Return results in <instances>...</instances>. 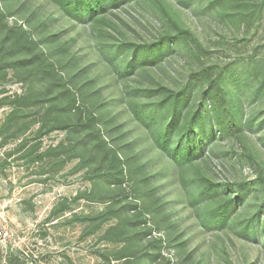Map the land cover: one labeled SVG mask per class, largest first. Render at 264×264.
<instances>
[{
  "label": "rangeland",
  "instance_id": "rangeland-1",
  "mask_svg": "<svg viewBox=\"0 0 264 264\" xmlns=\"http://www.w3.org/2000/svg\"><path fill=\"white\" fill-rule=\"evenodd\" d=\"M219 72L237 130L215 123L204 95ZM169 94L191 111V161L154 140L164 115L134 111L164 113ZM90 110L106 144L77 125ZM260 175L264 0H104L95 18L0 0V264H264ZM203 176L235 185L224 227L207 220L219 197L201 196Z\"/></svg>",
  "mask_w": 264,
  "mask_h": 264
},
{
  "label": "trees",
  "instance_id": "trees-1",
  "mask_svg": "<svg viewBox=\"0 0 264 264\" xmlns=\"http://www.w3.org/2000/svg\"><path fill=\"white\" fill-rule=\"evenodd\" d=\"M56 5L58 6L59 10L65 12L69 18H82L84 15V12L90 13V16L92 15V18H95L97 11L101 10L104 0H54ZM171 2H175L176 0H170ZM180 2V0H177ZM164 12H166L169 22L173 24L175 28H177V32L179 34H188V35H194L190 30L183 29L178 21H176L169 12L164 8ZM20 29L23 32L26 30L21 26ZM169 38H174L171 36H168ZM133 47H136V53L134 55V58L138 62H143L147 57L148 54L145 53L139 45H134ZM52 68L54 69V64H50ZM222 81V72H219L216 75V78L211 82L209 85L207 91L204 92L205 97H211L213 101L215 102L214 111H215V123L219 125L222 129H225V125L229 129L237 130L241 124H242V118L239 115V109L240 106L238 104L233 105L232 98L227 93L225 86L221 83ZM71 95V94H70ZM77 100L76 94L71 95V98L69 100L68 104H75ZM239 99H237L235 102L238 103ZM181 104V103H180ZM179 100L177 97L169 94L160 102V105L165 108L164 113H160V111L155 107V105H145V106H139L137 108H134L135 112H138L139 117H142V115L145 116L146 120L153 122H157V117L159 115H164L167 119V124L164 128V130L160 131L156 134L154 140L156 141L157 145L160 148H163L169 155H173L174 151H182L186 158L188 160H193L194 155L198 151L195 149V140L196 135L192 134L190 131H192L194 127V122L191 119V111H187L186 114H182L179 111L178 106ZM170 115V118L168 119L167 116ZM182 117L185 118V123L182 122ZM77 125L80 127H93L94 131L97 132V135L99 137V142H102L103 144H106V141L104 137L101 135L100 128L98 125V115L94 110H90V112L86 114H80L79 120L77 121ZM68 124L64 125L63 128H66ZM177 133L176 139H173L174 132ZM172 147V145H175ZM114 162L120 161L119 154L117 151H114L113 155ZM124 174L121 175L119 179H116L118 181H122L124 179ZM201 190L200 194L203 197L208 198H218L217 202L210 208H206L205 215L207 217L208 222L217 223L221 227H224L228 224L230 221L232 212L234 210L235 202L234 197L226 191H229L232 186H235L234 183L227 182L224 186V188H221L218 183H216L211 178H207L205 176L201 177ZM259 184L264 187V176L260 175L258 178ZM237 186H239V189H241L243 186H246L248 183L246 181L241 183H235ZM226 189V191H225ZM264 203V202H263ZM257 219L258 221L264 222V204L257 212ZM146 221V218L144 217V222Z\"/></svg>",
  "mask_w": 264,
  "mask_h": 264
}]
</instances>
